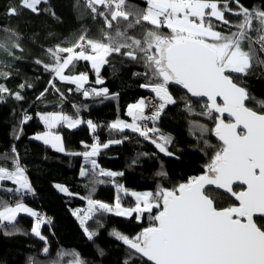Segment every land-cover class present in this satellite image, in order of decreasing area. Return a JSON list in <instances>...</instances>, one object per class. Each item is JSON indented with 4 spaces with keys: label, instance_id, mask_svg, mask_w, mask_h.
Returning <instances> with one entry per match:
<instances>
[{
    "label": "trees",
    "instance_id": "16d2710c",
    "mask_svg": "<svg viewBox=\"0 0 264 264\" xmlns=\"http://www.w3.org/2000/svg\"><path fill=\"white\" fill-rule=\"evenodd\" d=\"M240 3L250 10H264V0H240ZM126 5L131 12L136 11V7H146L145 0H126ZM229 6L237 7L234 2ZM37 7L39 13H33L22 6V0H0V44L4 45L0 47V85L9 89V92L0 94L3 96L0 101V166L14 170L13 158L18 155L32 188L31 192H8V188L16 189V185L3 181L0 200L9 206H15L17 201L24 203L39 215L45 213L49 222L40 230L45 240L33 235L34 219L28 216H18L12 224L3 222L0 226V264H75L77 261L80 264H125L126 260L128 264H148L145 259L143 262L138 259V254L130 256L133 250L112 233L117 231L134 237L152 224L149 213H144L137 221L136 215L125 218L96 210L83 226L79 213L85 210L90 199L113 204L117 196L123 207L130 208L136 202L126 192L156 193L159 189H173L204 174L220 145L211 132L215 121L198 114L205 102L193 100L178 85H169L176 103L165 107L157 127L174 135V141L167 145L172 155L159 152L155 144L138 133L111 128L117 120H129V105L151 96L146 92L150 89L141 85L156 81L143 75L146 69L139 58L142 54H138L137 60L111 54L100 71L102 84L95 83L97 76L90 62L75 61L74 67L69 65L64 75H88L84 88L108 89L107 97L91 95L86 98L74 84L60 81L53 72L45 70L44 65L54 64L48 50L57 45L70 47L81 35L102 39L101 29L114 33L116 22H113V29H107L104 18L92 13L87 0H48ZM10 8H16L17 15H8ZM99 10L103 11V6H99ZM93 16L99 20L93 22ZM225 16L233 23L239 21L229 12ZM125 23L121 20V29ZM256 23L253 22L254 26ZM148 27L151 26L145 23L143 27L128 29V35L143 37ZM226 28L223 26L217 30L225 31ZM162 31L168 32L167 29ZM244 47L247 48V42ZM253 47L257 49L258 60L264 61V52L260 51L259 45ZM37 60L42 63L37 64ZM232 75L234 82L249 94L246 106L264 111L260 107L264 102V63L254 61L248 75ZM50 81L55 87L50 86ZM10 93H19L23 99L16 100ZM186 99L194 110L193 114L185 110ZM41 113H59L82 119L79 126L72 129L62 126L56 132L62 137L65 151H57L31 138L45 130L39 119ZM25 115L31 119L22 123ZM89 120L95 125V131L87 126ZM204 128L209 131H203ZM115 140L122 142L111 143ZM93 144L98 145L95 155L98 168L118 175L102 177L89 165L83 166V153L91 151ZM104 144L109 146L105 148ZM82 169L87 172L84 177L80 176ZM57 185L66 188L67 193H61ZM120 186L122 190L118 189ZM205 192L214 199L217 207L236 205L234 197L214 189ZM158 211L153 209V214ZM256 221L264 227V219ZM85 228L95 233L91 240ZM5 232L12 234L6 235ZM44 247L49 249L47 254L42 251Z\"/></svg>",
    "mask_w": 264,
    "mask_h": 264
},
{
    "label": "snow or ice",
    "instance_id": "6c2138e0",
    "mask_svg": "<svg viewBox=\"0 0 264 264\" xmlns=\"http://www.w3.org/2000/svg\"><path fill=\"white\" fill-rule=\"evenodd\" d=\"M47 2L22 0V6L33 13H39L37 6ZM233 2L236 9L229 6ZM145 3V8L133 6L136 11L131 12L127 10L126 0H87L92 13L104 18L107 29H113V22H116L114 33L102 28V39L81 35L70 47L57 45L55 49H49L54 64L44 65L45 70L53 72L60 81L74 84L76 90H82L86 98L91 95L107 97V88H84L88 82L86 73L64 75L65 69L69 65L74 67L75 61L90 62L97 76L95 83L102 84L100 71L108 63L107 58L111 54L125 55L132 60H137L138 54H142L139 58L143 60L146 69L143 75L156 83L149 82L141 87L155 93L160 103L140 99L138 103L128 106L127 115L132 117V123L117 120L111 128L121 131L130 129L145 140H150L160 152L172 155L167 150L171 140L160 134L157 121L167 105L176 103L169 92V85H178L191 97L207 98V103L198 114L214 119L215 126L211 132L221 143L206 166L205 173L189 179L187 183H181L173 189H159L156 193L133 192L131 195L135 197L136 203L131 208L122 207L119 196L114 207L90 199L89 211L96 209L126 217L136 213L137 221L144 213H149L152 224L134 237L117 231L112 233L117 240L133 250L130 256L138 254L137 258L142 262L146 258L151 264H264V227L254 219L264 218V111L258 112L246 106L249 94L234 82L232 75H248L254 61L264 63L258 60L257 49L253 47L258 44L260 51L264 52V10H250L240 0H145ZM99 6H103L104 10L100 11ZM226 12L238 17L239 21L233 23L228 20ZM8 15H17L16 8L8 9ZM121 20L126 22L123 29L120 27ZM254 21L257 22L255 26ZM145 23L151 27L145 28L143 37L128 35V29L143 27ZM223 26H227L225 31L217 30ZM245 42L247 48L244 47ZM0 47L4 45L0 44ZM122 49L130 50L122 52ZM62 53L67 55L62 56ZM36 63L42 62L37 60ZM49 83L55 87L51 81ZM6 92L9 89L0 85V94ZM10 94L16 100L23 99L19 93ZM217 98L223 103H218ZM2 100L3 96L0 95ZM146 107L154 111L146 115ZM260 107L264 109V102H261ZM185 110L194 113L187 99ZM214 113L218 115L214 117ZM225 114L231 118L228 122L223 118ZM30 119V116L25 115L22 123ZM39 119L48 131L33 139L51 145L60 152L65 151L62 137L53 133L52 129L60 124L75 128L82 123L80 119L59 113L39 115ZM140 121H150L152 127L140 124ZM86 123L95 131L92 121ZM203 131L209 130L204 128ZM16 138L19 139V136ZM205 143L207 145V141ZM108 146L103 145L105 148ZM12 152H16L15 147ZM97 152L98 145L93 144L91 151L84 152L83 156L88 160ZM90 162L93 169L98 167L94 160ZM13 164L14 170L11 171L0 166V182L8 180L18 185L16 189L8 188V192H31V185L25 169L20 166L18 155L13 158ZM99 174L110 177L118 175L103 170ZM81 175L86 176L87 172L82 169ZM206 186H214L230 194L238 201V205L217 207L214 199L206 194ZM56 187L67 193L66 188L59 185ZM153 209L159 211L153 214ZM19 213L38 216L19 201L15 206H9L0 200V226L4 221L12 224ZM88 218L86 216L81 219L82 226ZM42 222L38 217L32 233L40 240H45L40 232ZM85 232L90 240L95 235L88 232L87 228ZM42 251L47 254L49 249L44 247ZM125 264H128L127 260Z\"/></svg>",
    "mask_w": 264,
    "mask_h": 264
},
{
    "label": "rangeland",
    "instance_id": "374dc122",
    "mask_svg": "<svg viewBox=\"0 0 264 264\" xmlns=\"http://www.w3.org/2000/svg\"><path fill=\"white\" fill-rule=\"evenodd\" d=\"M99 19H98V17L96 16V19H93V22H97ZM77 51H79V49H77ZM88 89V88H87ZM152 97V96H151ZM153 98V97H152ZM152 98H149V101H152L153 103H158V101H156L154 98L152 99ZM139 102V101H138ZM138 102H136V103H138ZM247 102V101H246ZM43 114H48V113H41L40 115H43ZM72 119H80L81 121H82V119L81 118H73L72 117ZM126 123H132V122H128V121H126ZM62 126H65V127H67L66 125H64V124H60V125H57V127L56 128H54V129H52V132L53 133H55V134H57L56 132L59 130V129H61V127ZM45 127V126H44ZM67 128H69V127H67ZM69 129H72V128H69ZM126 130H129V131H131L130 129H124V131H126ZM46 131H48L46 128H45V130L44 131H42V132H40V133H38V134H35V135H33L31 138L33 139V137H35L36 135H42L44 132H46ZM33 140H36V139H33ZM37 141H39L40 142V140H37ZM42 142V141H41ZM47 146H49V147H51V145H47ZM158 149V148H157ZM159 150V149H158ZM160 152V151H159ZM162 153V152H161ZM164 154V153H163ZM91 158H94V156H92V157H90L89 159H88V162L89 163H91L90 161L92 160ZM97 163V162H96ZM91 168V170H93L95 173H97L98 175H100L99 173H100V171L97 169V168H95V169H93V167L91 166L90 167ZM105 172H109V171H105ZM25 175H26V173H25ZM27 176V175H26ZM102 176V175H101ZM84 177V176H83ZM102 177H110V176H102ZM110 178H113V176H111ZM6 181H8V180H6ZM10 182V181H9ZM0 184H1V182H0ZM60 186V185H59ZM18 187V185H16V188ZM58 189V188H57ZM118 189L119 190H122V187L120 186V187H118ZM59 190V189H58ZM60 191V190H59ZM61 192V191H60ZM133 192H135V191H129V192H126V194L127 195H131V193H133ZM61 193H65V192H61ZM135 193H144V191L142 192V191H140V192H135ZM132 196V195H131ZM133 197V200L135 201V197L134 196H132ZM97 202H99V201H97ZM99 203H102V202H99ZM115 203H116V199L114 200V203L113 204H108L109 206H112V207H114L115 206ZM24 204V203H23ZM25 205V204H24ZM26 207H28V208H30L29 206H27V205H25ZM122 206V205H121ZM135 206V205H134ZM133 206V207H134ZM89 207H90V205H89V202H87V206H86V208H85V210L84 211H82V212H80L79 214H80V216H82V218L81 219H83L84 217H89V216H91V214H92V212H94V211H96V209H93L91 212L89 211ZM123 207V206H122ZM131 208V207H130ZM31 209V208H30ZM32 211H34V212H36L34 209H31ZM112 214H114L115 215V213L114 212H111ZM22 215H24V216H28V217H30V218H32V219H34V223H33V227H35V225H36V222H37V219H38V217L43 221L42 223H41V226L42 225H44V223H46V224H48V222H49V218H48V216L47 215H45V213H43V214H38V216L37 217H33V216H29L28 214H26V213H19V214H17V217H16V219L18 218V216H22ZM132 215H136V213H133ZM122 217H125V218H129V217H126V216H122ZM15 219V220H16ZM81 219H80V221H81ZM87 220V219H86ZM85 220V221H86ZM5 223H9L8 221H4ZM81 225V224H80ZM40 226V230H41V227ZM34 235V234H33Z\"/></svg>",
    "mask_w": 264,
    "mask_h": 264
},
{
    "label": "water",
    "instance_id": "95a60500",
    "mask_svg": "<svg viewBox=\"0 0 264 264\" xmlns=\"http://www.w3.org/2000/svg\"><path fill=\"white\" fill-rule=\"evenodd\" d=\"M146 92H148V94H150L156 101H158L159 103H160V101L158 100V98H156L155 97V93H153V92H151V90H147ZM190 95V94H189ZM191 97V96H190ZM193 100H196V101H203V102H205V103H207V98L206 97H201V98H198V97H191ZM217 102L218 103H220V104H222L223 103V101L220 99V98H217ZM246 103V102H245ZM214 115L216 116V115H218V114H215L214 113ZM224 119H225V122H228L231 118H229L228 116H227V114H225L224 115V117H223ZM217 142L218 143H221L219 140H218V138H217ZM243 187V186H242ZM207 189H214V190H217V191H219V192H221L223 195H227V196H230V194H227V193H224L223 192V190H220V189H215L214 188V186H206V189H205V191L207 190ZM235 203H236V205H238V201H235ZM261 217H254V219H260ZM145 260H146V258H145ZM147 261V260H146ZM148 262V261H147ZM148 264H151V262H148Z\"/></svg>",
    "mask_w": 264,
    "mask_h": 264
},
{
    "label": "built area",
    "instance_id": "2783aa9c",
    "mask_svg": "<svg viewBox=\"0 0 264 264\" xmlns=\"http://www.w3.org/2000/svg\"><path fill=\"white\" fill-rule=\"evenodd\" d=\"M96 19V18H95ZM149 98H152L151 96H149V95H147L145 98H144V100L146 101V102H148L149 101ZM153 99V98H152ZM159 103V102H158ZM157 103V104H158ZM154 111V109L153 108H150V107H146L145 108V114L146 115H150L152 112ZM140 124H146L148 127H152V123L150 122V121H140L139 122ZM160 134H162V135H164V136H166V137H168L170 140H171V143L174 141V139H175V137H174V135L173 134H171V133H167V132H165V131H163V130H161V133ZM170 143V144H171ZM170 144H168V145H170Z\"/></svg>",
    "mask_w": 264,
    "mask_h": 264
},
{
    "label": "crops",
    "instance_id": "0c3cea01",
    "mask_svg": "<svg viewBox=\"0 0 264 264\" xmlns=\"http://www.w3.org/2000/svg\"><path fill=\"white\" fill-rule=\"evenodd\" d=\"M129 117V120H128V122H132V117H130V116H128ZM79 126V125H78ZM92 160H94L95 162H96V159H95V156H94V158H91ZM97 164V163H96ZM84 165H89L90 167L92 166V164L91 163H89L88 162V160H85V158L83 159V166ZM97 169L99 170V171H101L98 167H97ZM81 171V170H80ZM80 176H82L81 175V172H80ZM75 264H77V263H75ZM80 264V263H79Z\"/></svg>",
    "mask_w": 264,
    "mask_h": 264
},
{
    "label": "flooded vegetation",
    "instance_id": "af4514ba",
    "mask_svg": "<svg viewBox=\"0 0 264 264\" xmlns=\"http://www.w3.org/2000/svg\"><path fill=\"white\" fill-rule=\"evenodd\" d=\"M262 219H264V218H262ZM255 220H257V219H255Z\"/></svg>",
    "mask_w": 264,
    "mask_h": 264
}]
</instances>
